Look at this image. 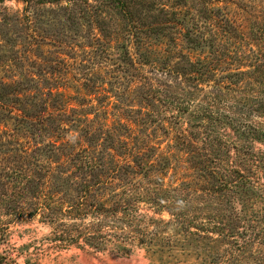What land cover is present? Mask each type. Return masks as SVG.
<instances>
[{
    "label": "rangeland",
    "instance_id": "obj_1",
    "mask_svg": "<svg viewBox=\"0 0 264 264\" xmlns=\"http://www.w3.org/2000/svg\"><path fill=\"white\" fill-rule=\"evenodd\" d=\"M205 110L217 138L192 152ZM208 156L250 187L176 201L177 171ZM260 158L264 0H0V264H264ZM69 197L79 230L52 219Z\"/></svg>",
    "mask_w": 264,
    "mask_h": 264
},
{
    "label": "trees",
    "instance_id": "obj_2",
    "mask_svg": "<svg viewBox=\"0 0 264 264\" xmlns=\"http://www.w3.org/2000/svg\"><path fill=\"white\" fill-rule=\"evenodd\" d=\"M230 100L233 101V106L244 108L250 114L258 115L259 110H261L262 108L260 100H257V99L256 101L259 102V104L254 105V106L249 105L248 103L249 99L242 98V96L240 98L231 97ZM207 122H211V123L214 122V118L210 110L209 111L205 110L204 113H201V121L198 122L199 125L197 126V127L199 126L201 127L200 131H197L196 133H194L193 136L189 134L188 131L184 134L185 137L183 138V142L185 143L184 146L186 145L187 150L188 148H190L192 152H195V147H198L197 145L199 143L202 142L203 144L204 143L208 144L209 142L211 144L212 142L214 143V141H216L214 137L215 138L217 137L214 134V132L211 129H208L206 128V126H204V124H207ZM226 123L229 125L228 127L230 128V130L233 132V134L236 136V139H237L241 135L243 127L239 126V124H235L234 122H232V119H229L228 121H226ZM203 126L204 128L202 130ZM128 129L134 131L133 129H130V127ZM216 146H221L218 151H221L225 148V145H222V144L216 145ZM242 147L243 146H239L237 143H235V145L233 143V148L235 149L237 153V160H238V156H240V154L242 153ZM246 152L247 151L244 150V154L249 155ZM255 161L257 160L255 159ZM261 161H264V158L259 159L257 163L258 167L261 166L262 164ZM224 165H225V159L223 157L216 159V158H211V156H208V157H205L203 160H200L195 167L190 166L189 170L191 172L189 170L186 171L185 168L183 171L182 170L180 171L179 169L177 171V175H178V178H177L178 183L176 182L177 187L173 188V191L176 192L178 195L177 198H175L176 201L181 202L180 198H183L184 200L190 201L191 203H194V204H200V205L206 204L207 207L204 208L203 210H210V209L217 210L219 207L223 206V199L225 197L230 198L234 196L235 194L239 193L240 190L238 186L241 188V187H245L246 185H249V183H247L245 179V175H243V173H241L239 169L234 170L233 172H226ZM208 166H212L213 176H210L208 172L206 171V168H208ZM203 170L206 171L209 177H206L204 175ZM85 187H86V192H88L91 188L90 185H85ZM251 189L253 188H250V191ZM79 198L76 199V198L69 197V201H68L69 203L67 205V209H63L65 208L63 206L60 208L57 206L58 208L54 210L55 216H52L53 217L52 219L58 223L60 220L61 222L59 223V225L61 227L72 226L73 228L75 227V229L79 230L81 225H74V224L69 225V224H66L67 222H65V220H63L65 218H68L74 221V220L85 217L89 213L88 210L84 208L85 203L83 205V203L81 202L82 200ZM154 200H156L155 201L156 205H158V200L155 198ZM124 206L125 208L128 207L127 205H124ZM54 211H53V214H54ZM56 214L60 215L61 217L59 218L58 216H56ZM212 216L210 217L206 216L202 218L201 220H199L201 222V225L199 224L198 220H195L197 219L195 218L197 217V215L195 217L192 216L191 219L196 221V224H199V226L202 228V231H204L206 235H210V234H214L216 230H220L219 227H223L224 225V221L222 218L219 220V217H212ZM253 217H254V219H252L253 224L257 223V226L259 227L263 226L264 206L259 209H255ZM260 228L263 229L262 227ZM68 230L69 229H65L64 234L69 233ZM246 240L250 241L248 239Z\"/></svg>",
    "mask_w": 264,
    "mask_h": 264
}]
</instances>
